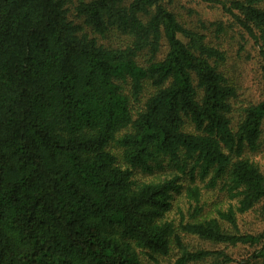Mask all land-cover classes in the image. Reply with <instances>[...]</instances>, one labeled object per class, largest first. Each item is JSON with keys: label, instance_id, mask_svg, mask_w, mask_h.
Masks as SVG:
<instances>
[{"label": "trees", "instance_id": "obj_1", "mask_svg": "<svg viewBox=\"0 0 264 264\" xmlns=\"http://www.w3.org/2000/svg\"><path fill=\"white\" fill-rule=\"evenodd\" d=\"M215 1L258 45L256 102L161 0H0V264H264V0Z\"/></svg>", "mask_w": 264, "mask_h": 264}, {"label": "rangeland", "instance_id": "obj_2", "mask_svg": "<svg viewBox=\"0 0 264 264\" xmlns=\"http://www.w3.org/2000/svg\"><path fill=\"white\" fill-rule=\"evenodd\" d=\"M166 6L170 7L176 15L184 22L190 25H198L200 23L206 26L204 32L212 42L221 44L227 50L226 68L230 76L240 87L242 97L249 101H258L263 94L262 82L259 69L258 45L254 43L251 37L234 22L231 15L224 11L222 5L215 0H161ZM229 1V0H224ZM218 24H222L224 31L218 34L216 28ZM99 41L108 46H124L127 38L113 30L107 33L103 38L99 37ZM162 47L161 53L165 51ZM256 159L263 164L264 144L255 152ZM140 178L149 177L146 173L137 172ZM215 194L208 193L205 196L207 213L211 212L215 205ZM185 210L187 208L186 200L182 196H177L173 203L172 209L168 217L177 218L179 213L177 209ZM238 220L245 229L260 228L262 223L259 221L255 212H248L239 215ZM214 247L222 248L229 254L233 261L228 264H255L245 263L249 249L246 246H224L222 244H214ZM166 260H161V264H166ZM153 264V263H145ZM203 264V263H202Z\"/></svg>", "mask_w": 264, "mask_h": 264}]
</instances>
